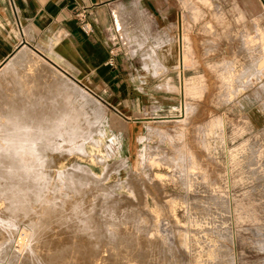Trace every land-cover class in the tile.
<instances>
[{"label": "rangeland", "instance_id": "rangeland-1", "mask_svg": "<svg viewBox=\"0 0 264 264\" xmlns=\"http://www.w3.org/2000/svg\"><path fill=\"white\" fill-rule=\"evenodd\" d=\"M177 1L171 50L156 51L176 69L149 59L174 77L165 101L134 118L82 85L74 59L50 44L14 56L28 48L67 79L87 100L86 122L57 90L24 85L37 68L23 51L3 68L0 264H264V43L254 40L264 12L248 0ZM121 32L114 68L130 43ZM139 44L133 56L156 58Z\"/></svg>", "mask_w": 264, "mask_h": 264}, {"label": "crops", "instance_id": "crops-1", "mask_svg": "<svg viewBox=\"0 0 264 264\" xmlns=\"http://www.w3.org/2000/svg\"><path fill=\"white\" fill-rule=\"evenodd\" d=\"M248 1L250 6L264 12V0ZM82 12L93 29L91 34L82 30L79 17ZM180 13L177 0H0V69L23 46L48 45L52 40L61 39L72 44L77 52L75 73L81 78L79 82L102 100L110 98L119 102L121 99L125 115L134 118L135 109L147 108L151 98L161 100L160 103L165 101L160 99L161 87L167 82L166 77H174V72L158 74L150 60H163L167 68L176 69L177 61L173 65L172 56L169 62L162 56L171 50L168 48L172 41L170 26L178 22ZM122 28L129 44L140 41L145 46L152 44L151 54L156 58L133 56V45L128 44L127 53L118 59L120 68L111 67L109 52L113 44L122 42ZM254 40L264 43L263 33ZM3 45L8 46L4 54ZM138 50L142 52L144 48L135 49V53ZM156 51L159 56L163 54L162 58L157 57ZM184 51L186 57L183 58L182 47L178 60L187 58L185 48ZM3 60L6 61L1 65ZM136 60L140 63L136 64ZM256 65V76L264 73V59ZM147 78L157 81L151 85ZM249 82L248 77L246 83ZM115 107L120 108L117 104Z\"/></svg>", "mask_w": 264, "mask_h": 264}, {"label": "bare ground", "instance_id": "bare-ground-1", "mask_svg": "<svg viewBox=\"0 0 264 264\" xmlns=\"http://www.w3.org/2000/svg\"><path fill=\"white\" fill-rule=\"evenodd\" d=\"M124 9V8H123ZM63 42H60L59 40L57 42L55 41H51L50 43V51L54 52L55 55H57L59 58H62L64 60H68L69 56L71 58L74 59V62H76V56H77V52H75V48L73 47V45L71 44L70 46V50L71 52L69 53V49L68 47H63L64 45L62 44ZM55 46V47H54ZM23 51V53L21 54V58L26 59V61L29 63V61L31 62L30 64L32 65V67H36L37 69H35V71H33L34 73H31V76L29 74L28 78H24V85L26 87L31 86V88H47V89H54L57 90L59 92V95L61 97V99H63V104L66 107V111H70V113H73V120L78 121L80 120H84L86 122L87 118H88V112L86 110V107L84 104H86L87 100L85 98V96L81 93V92H77V90L74 88V86L69 83L67 81V79H65L56 69H54L49 63H46L45 60H43L42 58H40L39 56H37L35 53H33L32 51H28V48L24 50H21L20 53ZM20 53L16 54L15 56H13L12 60L14 58H17ZM22 59V62L23 60ZM9 62V61H8ZM8 62L5 64L6 66V71L7 73H11L12 68L11 67H7ZM49 64V65H48ZM30 65V66H31ZM4 66V67H5ZM3 67V68H4ZM84 67V66H83ZM3 68L0 69V80L2 79V77L6 74H4V72L2 71ZM36 71H39V73H36ZM13 72V71H12ZM39 74V76H37ZM48 76V77H47ZM15 81H18L16 78L14 79ZM18 84L20 85V83L18 82ZM230 84V83H229ZM69 89H68V88ZM99 112V111H98ZM82 115V116H81ZM71 116V114H70ZM76 116V117H75ZM77 118V119H75ZM92 118V117H91ZM89 118V119H91ZM89 125V124H88ZM241 126V125H240ZM5 192H0V198L4 199V198H8L6 196ZM7 201V200H6ZM9 201V200H8ZM3 202V201H2ZM7 204V203H6ZM12 205V203H11ZM14 205V204H13ZM10 206V205H9ZM17 206V205H16ZM12 208V207H11ZM15 209V208H14ZM22 209V208H21ZM1 210V209H0ZM9 210V209H8ZM2 211V210H1ZM6 211V210H5ZM4 211V212H5ZM11 211V210H10ZM21 211V210H20ZM14 212V211H13ZM7 213V212H6ZM1 214V213H0ZM5 215V214H4ZM15 215V213H14ZM8 216V215H7ZM6 216V217H7ZM3 217V216H2ZM8 218V217H7ZM11 218V217H10ZM9 218V219H10ZM12 219V218H11ZM7 220V219H6ZM8 222V221H7ZM16 223V222H15ZM10 224V222L8 223ZM37 228V227H36ZM41 229V228H40ZM52 230V229H51ZM56 231V228L55 230ZM37 232V230H36ZM50 232V231H49ZM34 233V231H33ZM40 234V233H39ZM47 234V233H46ZM32 236V235H31ZM35 236V235H34ZM33 236V237H34ZM54 236V235H53ZM57 236V235H56ZM37 237V236H36ZM52 237V236H51ZM55 238V237H52ZM34 239V238H33ZM12 240V239H11ZM55 240V239H54ZM35 241V240H34ZM43 241V240H42ZM57 241V240H56ZM79 241V240H78ZM80 242H82L80 240ZM84 242V241H83ZM82 242V243H83ZM34 243V242H33ZM77 243V242H76ZM39 244V243H38ZM53 244V243H52ZM59 244V243H58ZM45 245V244H44ZM33 246V244H32ZM37 246V245H35ZM49 246V245H48ZM53 246V245H51ZM55 246V245H54ZM64 246V245H63ZM78 246V245H77ZM31 247V246H30ZM43 247V246H42ZM33 247H31L32 249ZM37 249L39 247H36ZM41 249V248H40ZM39 250V252H41ZM44 249V248H43ZM51 249V248H50ZM30 250V249H29ZM49 250V249H48ZM32 251H34L32 249ZM3 252V251H2ZM36 252V251H35ZM83 252V251H82ZM33 253V252H32ZM43 253V252H42ZM48 253V252H47ZM37 254H39L37 252ZM84 254V253H83ZM35 255V254H34ZM33 255V256H34ZM41 255V253L39 254ZM45 255V254H44ZM81 256V253H80ZM38 258V256H37ZM44 258V257H43ZM48 258H50V256L48 255ZM47 258V259H48ZM34 260V258H32ZM53 259V257H52ZM73 259V258H72ZM46 260V259H45Z\"/></svg>", "mask_w": 264, "mask_h": 264}, {"label": "built area", "instance_id": "built-area-1", "mask_svg": "<svg viewBox=\"0 0 264 264\" xmlns=\"http://www.w3.org/2000/svg\"><path fill=\"white\" fill-rule=\"evenodd\" d=\"M79 17H80V21H81V27H82V30L86 33V34H91L93 32V29L92 27L90 26V24L86 21V15L84 12L80 13L79 14ZM115 46V45H114ZM118 49H114V47L111 48L109 54H110V58L108 60V64L111 66V67H114L115 63V58L117 57V54L118 52Z\"/></svg>", "mask_w": 264, "mask_h": 264}]
</instances>
